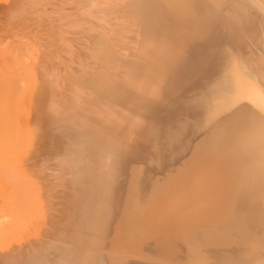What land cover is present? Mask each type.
Segmentation results:
<instances>
[{
    "label": "bare ground",
    "instance_id": "obj_1",
    "mask_svg": "<svg viewBox=\"0 0 264 264\" xmlns=\"http://www.w3.org/2000/svg\"><path fill=\"white\" fill-rule=\"evenodd\" d=\"M108 1L137 47L91 33L108 73L82 81L80 122L56 124L82 191L56 264H264V1ZM119 108L134 130H116Z\"/></svg>",
    "mask_w": 264,
    "mask_h": 264
},
{
    "label": "rangeland",
    "instance_id": "obj_2",
    "mask_svg": "<svg viewBox=\"0 0 264 264\" xmlns=\"http://www.w3.org/2000/svg\"><path fill=\"white\" fill-rule=\"evenodd\" d=\"M81 1L0 0V263L8 258L6 264H33V257L48 253L47 264H56L54 248L68 244L69 210L74 209L76 193L82 192L79 175L65 160L68 144L56 124L80 122L84 109L92 107L82 81L94 71L108 73L99 67L94 38L106 33L122 54L137 47L136 33L125 30L123 20L119 26L120 13L108 0H84L85 8ZM117 116L116 130H134L128 119L140 120L124 109ZM155 170L154 175L159 173ZM49 201L56 205L46 206ZM56 207L61 210L51 209ZM71 246L76 251L100 250L93 244ZM145 255L153 261V254Z\"/></svg>",
    "mask_w": 264,
    "mask_h": 264
}]
</instances>
